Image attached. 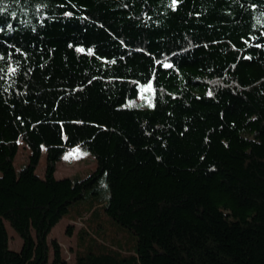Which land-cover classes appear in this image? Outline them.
I'll return each instance as SVG.
<instances>
[{"label":"trees","instance_id":"1","mask_svg":"<svg viewBox=\"0 0 264 264\" xmlns=\"http://www.w3.org/2000/svg\"><path fill=\"white\" fill-rule=\"evenodd\" d=\"M0 171V264H69L49 236L102 181L136 252L77 264H264V0H0Z\"/></svg>","mask_w":264,"mask_h":264},{"label":"rangeland","instance_id":"2","mask_svg":"<svg viewBox=\"0 0 264 264\" xmlns=\"http://www.w3.org/2000/svg\"><path fill=\"white\" fill-rule=\"evenodd\" d=\"M151 91V90H150ZM143 96L137 101L130 102L127 106H139ZM30 149L20 146L15 158V169L19 173L29 162ZM56 177L63 179L70 177L82 180L95 170V158L89 150L83 147H75L66 152L58 163ZM47 170V157L45 153L41 157L37 168V175L44 178ZM0 176L2 172L0 171ZM100 196L90 198V192L86 193V199L74 203L64 218L53 228L49 238L60 243L63 255L69 264H77L78 257L88 259L93 256L113 254L115 256L136 252L138 238L127 228L116 223L101 206L109 195V191L102 181L100 184ZM88 211L82 216V212ZM72 226L70 230L69 227ZM12 248L20 249L22 239L9 229Z\"/></svg>","mask_w":264,"mask_h":264}]
</instances>
